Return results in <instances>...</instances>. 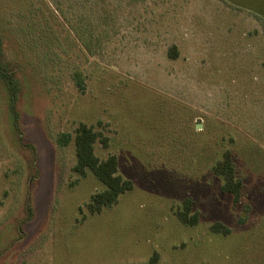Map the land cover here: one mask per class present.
Masks as SVG:
<instances>
[{
	"label": "rangeland",
	"instance_id": "1",
	"mask_svg": "<svg viewBox=\"0 0 264 264\" xmlns=\"http://www.w3.org/2000/svg\"><path fill=\"white\" fill-rule=\"evenodd\" d=\"M0 32V264H264V0H0ZM79 123L132 182L99 212Z\"/></svg>",
	"mask_w": 264,
	"mask_h": 264
},
{
	"label": "trees",
	"instance_id": "2",
	"mask_svg": "<svg viewBox=\"0 0 264 264\" xmlns=\"http://www.w3.org/2000/svg\"><path fill=\"white\" fill-rule=\"evenodd\" d=\"M173 48V47H172ZM80 88L81 84L77 81ZM0 86L3 90V97L7 110L12 115L14 127H18L19 113L17 111V103L20 94V82L12 69L5 55L4 40L0 32ZM18 130V129H17ZM19 131V130H18ZM97 133L92 126L79 123L74 131L73 144L75 152V164L72 171L79 176H86L87 172H91L96 179L103 185V189L91 195L89 209L91 212H99L103 207L113 204L118 196L132 188L130 180L122 178L118 174V160L115 155H109L104 159L99 158L94 153V143L97 140ZM20 137L18 136V140ZM70 139L69 134H60L58 144L66 145ZM104 142V141H103ZM214 173L222 176L223 184L221 190L224 193H232L234 201L239 198L241 187L240 180L235 176L233 166L228 152L222 163L213 167ZM191 201L189 199L183 202V208L177 212L179 221L186 225H194L197 222V214L190 213ZM222 228V233L227 234L228 228L222 227L220 224L214 226L215 231H219L217 227Z\"/></svg>",
	"mask_w": 264,
	"mask_h": 264
}]
</instances>
